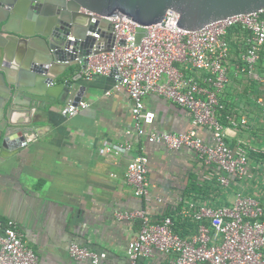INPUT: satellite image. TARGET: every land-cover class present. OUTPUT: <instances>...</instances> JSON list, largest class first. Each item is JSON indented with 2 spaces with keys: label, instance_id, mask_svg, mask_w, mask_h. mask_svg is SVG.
I'll return each instance as SVG.
<instances>
[{
  "label": "built area",
  "instance_id": "2783aa9c",
  "mask_svg": "<svg viewBox=\"0 0 264 264\" xmlns=\"http://www.w3.org/2000/svg\"><path fill=\"white\" fill-rule=\"evenodd\" d=\"M178 18L168 10L160 23L145 28L139 43L136 24L108 18L111 25L103 30L110 36L94 34L101 46L94 45L83 77L90 81L114 72L118 79L105 95L121 91L128 95L134 133L169 150L192 151L203 165L222 172L217 181L227 186L230 179L246 177L250 159L249 147L241 142L230 144L226 132L248 129V119L233 110L223 122L219 114L225 104L221 100L227 98L232 74L264 83V8L227 17L198 31L177 28ZM149 96L185 109L192 128L178 134L147 132L145 128L154 120V113L144 106ZM256 104L264 114V100L259 98ZM88 107L87 102L72 105L70 101L66 114L73 117ZM198 128L210 133L209 143L198 135ZM132 150V144L125 141L105 151L120 155ZM125 180L136 197L149 201L146 155L139 153L130 159ZM114 217L139 222L126 250L128 264H264V208L254 197L238 194L230 206L189 204L175 215L159 219H151L145 209L115 211ZM68 254L75 261L91 264H100L106 257L76 243L68 246ZM0 264H38V257L12 220L0 221Z\"/></svg>",
  "mask_w": 264,
  "mask_h": 264
},
{
  "label": "crops",
  "instance_id": "0c3cea01",
  "mask_svg": "<svg viewBox=\"0 0 264 264\" xmlns=\"http://www.w3.org/2000/svg\"><path fill=\"white\" fill-rule=\"evenodd\" d=\"M77 74L80 77L69 96L65 99V92L58 90L54 104L42 115L33 110L16 112V121L29 128L25 146L0 148V221L16 223L38 264H91L69 256L71 243L104 253L100 264H128L126 250L139 222L117 221L115 211L145 209L151 219H159L189 204L230 206L238 194L258 199L264 208V164L255 167L250 160L245 178L221 185L217 178L223 173L203 165L192 151L169 150L134 133L128 95L122 91L105 95L115 77L96 76L87 81L76 65L69 69L67 79ZM81 86V101L89 107L68 117L67 104ZM144 106L154 113L147 132L178 134L192 128L189 113L163 98L149 96ZM246 108L252 116L257 114L251 107L233 106L237 113ZM253 128L227 130L228 142H241L264 153V142L255 138ZM197 133L206 143L211 141L205 129L198 128ZM125 141L132 144L131 152L105 151ZM139 153L148 158L151 193L147 202L136 197L125 180L130 159Z\"/></svg>",
  "mask_w": 264,
  "mask_h": 264
},
{
  "label": "water",
  "instance_id": "95a60500",
  "mask_svg": "<svg viewBox=\"0 0 264 264\" xmlns=\"http://www.w3.org/2000/svg\"><path fill=\"white\" fill-rule=\"evenodd\" d=\"M262 8L264 0H0V148L14 150L24 141L29 128L16 121V112L42 115L58 90L69 96L80 77L67 79L69 69L83 70L94 45L100 48L94 34L109 38L101 29L110 27L108 18L136 24L139 43L145 28L160 23L168 10L179 15L177 28L198 31ZM110 76L118 79L114 72ZM83 91L79 87L72 105L82 100Z\"/></svg>",
  "mask_w": 264,
  "mask_h": 264
},
{
  "label": "rangeland",
  "instance_id": "374dc122",
  "mask_svg": "<svg viewBox=\"0 0 264 264\" xmlns=\"http://www.w3.org/2000/svg\"><path fill=\"white\" fill-rule=\"evenodd\" d=\"M253 86L256 88L255 91V88L251 90V87ZM259 98L264 100V83H254L248 77H242L238 79L233 74L231 75V82L229 85L227 98L225 99V101L228 103L226 105L230 106L231 111H233V106L251 107L253 111H256L257 114L252 116V112L247 111L248 108H246V110L242 109L248 119V129L254 127L253 133L254 135H257L255 138L264 142V114L260 111L256 104V101ZM258 164L259 163L255 164V167ZM259 168L262 170L263 167L259 166Z\"/></svg>",
  "mask_w": 264,
  "mask_h": 264
},
{
  "label": "trees",
  "instance_id": "16d2710c",
  "mask_svg": "<svg viewBox=\"0 0 264 264\" xmlns=\"http://www.w3.org/2000/svg\"><path fill=\"white\" fill-rule=\"evenodd\" d=\"M221 103H223V104H225L224 105V109L223 110H221V112H220V114H219V116H220V118H221V120L224 122L225 121V117H226V115H228V114H230L231 113V108H230V106L229 105H226V104H228L226 101H224V100H221ZM248 156H249V159L250 160H253V161H255V164H257V163H262V164H264V153H262V152H257V151H255V150H253V149H248ZM261 165V164H260ZM173 215H175V214H167V215H165V216H173ZM164 216V217H165Z\"/></svg>",
  "mask_w": 264,
  "mask_h": 264
}]
</instances>
